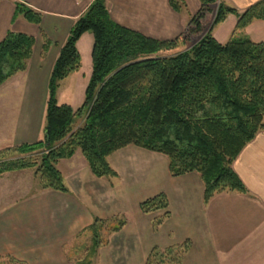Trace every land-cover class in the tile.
Returning <instances> with one entry per match:
<instances>
[{
  "label": "trees",
  "instance_id": "1",
  "mask_svg": "<svg viewBox=\"0 0 264 264\" xmlns=\"http://www.w3.org/2000/svg\"><path fill=\"white\" fill-rule=\"evenodd\" d=\"M218 0H201L200 10L176 38L158 39L114 21L106 0H95L78 19L61 47L49 81L43 139L0 150V174L37 169L40 189L68 191L58 164L81 150L98 177H117L109 157L129 145L165 154L174 176L198 172L205 202L216 193L247 188L233 163L258 132L264 130V41L235 36L220 42L212 24L239 15L237 29L264 20V0L239 13ZM180 11L185 0H171ZM16 14L40 24L42 12L17 2ZM94 36L93 72L84 103L59 104L61 82L82 67L81 36ZM33 35L8 31L0 41V85L25 71L33 56ZM53 41L45 38L43 55ZM84 115L82 123L77 120ZM12 153V154H11ZM146 213L164 211L158 229L170 216L165 193L141 203ZM125 217L96 218L86 242L69 253L76 264H95L99 248L126 223ZM191 248L186 240L155 246L145 264H183ZM0 264H23L0 257Z\"/></svg>",
  "mask_w": 264,
  "mask_h": 264
},
{
  "label": "crops",
  "instance_id": "2",
  "mask_svg": "<svg viewBox=\"0 0 264 264\" xmlns=\"http://www.w3.org/2000/svg\"><path fill=\"white\" fill-rule=\"evenodd\" d=\"M94 1L0 0V41L10 30L36 39L27 70L0 85V150L43 139L53 67L74 25ZM218 1L242 13L260 0ZM17 2L42 12L41 23L17 15ZM185 3L177 11L171 0H106L114 21L158 39L179 36L202 5L201 0ZM238 21L239 15L230 13L210 28L223 43L239 35L264 41V20L243 29H237ZM46 37L53 43L43 55ZM93 45L91 32L79 39L82 67L61 82L59 104L78 108L84 103L93 72ZM10 92L16 101L9 120ZM109 162L118 176L98 177L78 150L58 164L68 191L40 189L14 200L0 192V257L12 256L23 264H76L68 254L87 238L96 218L125 217V225L99 248L95 264H145L155 246L186 240L191 248L183 264H264V130L233 163L247 192H218L208 202L201 175H172L163 153L129 145L114 152ZM161 193L169 199L170 216L155 229L154 221L164 211L146 213L141 203Z\"/></svg>",
  "mask_w": 264,
  "mask_h": 264
},
{
  "label": "rangeland",
  "instance_id": "3",
  "mask_svg": "<svg viewBox=\"0 0 264 264\" xmlns=\"http://www.w3.org/2000/svg\"><path fill=\"white\" fill-rule=\"evenodd\" d=\"M218 5H219V1H215L213 3V6L216 9H217ZM30 61H31V59H30ZM28 66H29V63H28ZM21 72H23V71H21ZM14 96H15V94L10 92L9 94H7V98H6V100H7V117L9 120H10V111L13 110L14 102L16 101ZM65 101L66 100L63 97L62 103H64ZM73 102L76 103V101H73ZM2 116H4V115H2ZM83 119H84V115H82L81 117L78 118L77 126H79L82 123ZM10 123H11V121L8 122V124H10ZM10 146L11 145H4L1 150L5 151L8 147L9 148L14 147V146H11V147ZM0 178L3 179L2 185L0 188V192H2V194L3 193L7 194L9 196L10 200H12V199L14 200L16 197H22V196L25 197L32 192L40 190L39 175L37 173V169H35V168L6 172L4 174H0ZM80 241H81V243H84V242H86V238H82ZM76 243H78V242H76Z\"/></svg>",
  "mask_w": 264,
  "mask_h": 264
}]
</instances>
